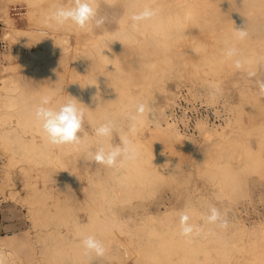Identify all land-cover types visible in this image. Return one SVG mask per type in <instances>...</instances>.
Wrapping results in <instances>:
<instances>
[{
	"label": "bare ground",
	"instance_id": "obj_1",
	"mask_svg": "<svg viewBox=\"0 0 264 264\" xmlns=\"http://www.w3.org/2000/svg\"><path fill=\"white\" fill-rule=\"evenodd\" d=\"M15 1H25L28 10L24 13L26 15L18 16L20 20L12 22L11 28L5 32L4 36L15 39L18 45H8L5 48L7 64L3 69L22 67L25 70L2 76L0 79V87L5 89V92L0 91V99L9 110L3 113L0 119L15 120L12 117H17L21 124L18 127H2L0 138L16 141L18 148L23 149L29 156H39L46 167L42 176L51 178L52 170L61 167L57 160V147L47 143L34 116V109L44 95H50L56 105L71 98H86V114L95 128L102 124L103 117H110L112 113L127 116L130 128L123 129L121 135H126L133 141L139 155L136 160L125 162L114 173L116 183L123 188L126 198L134 196L141 188L154 184L162 178L169 166L182 165L186 162L185 154L188 152L194 153V165H197L198 171L201 170L212 178L220 177L230 194L247 193L246 183L250 170H258L264 174V161L247 159L242 165H232L230 158L234 150L233 144L238 139L241 141L242 135H235L234 131L228 132L226 129L234 120L238 122L239 118L228 117L224 124L217 122L210 125L204 124V120H198V133L194 134L182 131L166 114L173 97V90L170 91L166 86L168 79L177 78L182 81L185 71H188L194 76L213 73L220 80L222 72L236 69V59L242 61L244 69L256 68L257 61L264 51V0H205L202 8L192 2L183 11L174 9L173 13L167 9L168 6L165 8L158 2L155 6H149V1L154 0H124L125 13L118 15V28L97 32L94 36H89L88 41L80 42L72 52L71 62L67 63L68 37L53 35L41 28H32L40 25L56 29L57 25H50L47 21L48 14L57 7L56 0H49L48 4L44 3V0ZM70 3L71 0H68L63 5ZM145 7L157 9L158 14L152 20L133 27V22L131 19L127 20L126 15L137 13ZM37 12L40 14L37 19L31 18ZM3 16L12 21L13 16L9 14L8 7L3 8ZM245 29L248 36L243 40L238 39L235 30ZM89 31L93 32L91 29ZM202 31L212 34L213 39L203 40L198 37ZM39 44L42 46H38ZM229 47L238 50L236 57L226 55ZM130 49L134 51L133 57L128 56ZM60 63L64 64V67L68 66L63 68L71 73V79L63 80L62 71L58 69ZM132 85L139 88L134 90ZM218 85V80L208 84L209 97H213ZM154 86H158V89L165 93V102L152 106L147 94ZM240 95L242 99L238 106H242V100L248 99L249 91L241 89ZM139 102L147 104L152 114L146 112L143 117L133 122L129 117L136 114L135 104ZM133 124L134 132L131 131ZM27 128L35 129L42 140L37 141L35 133L25 135ZM253 129L264 133V123L254 124ZM129 132L133 136H130ZM81 135L84 144H89L94 139L88 129H84ZM199 135L200 138H196ZM243 151V159L249 156L255 158L254 152L247 145H244ZM89 152H92L90 147ZM216 153L225 155L224 161L215 158L208 163V157ZM202 160L206 161L204 167H200ZM88 180L83 198L76 197L75 192L70 190L72 187L67 177L58 181L56 194L31 181L32 191L29 197L34 204L31 214L40 225L39 237L41 240L42 237L45 240L50 238L53 244H44L48 252L41 256L43 264L65 260H69L71 264H107L105 256L119 257L111 252L103 257H96L94 253L85 254L82 247L83 236L93 235L100 240V234L103 237L109 229V224H120L116 215L103 213L102 208L94 202L97 193L108 189L103 177L94 179L90 175ZM0 190L14 194L12 181L1 179ZM63 191L67 192L66 197L58 194ZM81 207L87 211V221H81L79 218ZM180 212L181 209L174 206L160 212L150 211L147 216L142 217L137 228L141 230L149 226L148 231L152 237L149 243L139 247L135 264L233 263L221 245L217 248L222 255L221 259L211 261L209 246L197 245L202 242L197 237L194 238V243V239L181 236L180 231L177 232L176 229H158L154 226L155 221L164 225ZM61 224L67 226L73 236L61 230ZM229 224H233L238 232L255 231L254 228L231 219ZM199 228V232L204 230L202 226ZM76 235L80 238L75 237ZM177 250L182 252L175 259L173 256ZM0 251L8 254V264H14L8 251L2 248ZM200 251H204V258L198 256ZM44 253L42 251L41 255ZM234 264L264 262L237 261Z\"/></svg>",
	"mask_w": 264,
	"mask_h": 264
},
{
	"label": "rangeland",
	"instance_id": "obj_2",
	"mask_svg": "<svg viewBox=\"0 0 264 264\" xmlns=\"http://www.w3.org/2000/svg\"><path fill=\"white\" fill-rule=\"evenodd\" d=\"M67 1L56 0V3L58 6ZM43 2L48 4L49 0H44ZM97 2L99 4L100 15L105 16L107 20L101 28H91L93 32L78 30L71 24L57 26L56 29L40 25L32 28H41L53 35L61 34L67 36L69 54L66 63L68 61L71 62L72 52L79 46L80 42L88 41L89 36H94L97 32H102L106 29H117L119 26L118 18L125 13L124 0H113L112 2L97 0ZM157 2L163 4L162 6L165 8L168 6L167 9L173 13L174 9L183 11L192 2H195L197 7L202 8L205 0H154L149 1L148 5L155 6ZM12 4L24 5L25 11L28 10L25 1L0 0V41L7 42L5 48L8 45L15 47L18 45L15 39L4 36L5 32L11 28V23L20 20L17 17H12L11 21L6 16H3V8L8 7L9 9ZM39 15L37 12L31 18L37 19ZM130 17V14L126 15L127 20H130ZM199 33L198 37L203 40L213 39L212 34L206 31ZM38 46L42 45L39 44ZM128 56H134L133 49H130ZM5 64H7L5 50L0 47V79L2 76H8L16 71L25 70L22 67L3 69ZM69 66L71 67V64ZM63 67L64 64L62 63L58 65V69L62 71L63 80L67 81L72 76L70 72L64 71V68L68 66ZM249 71L256 72V76L249 78L247 75ZM217 78L218 76L213 73L207 76H194L185 71L182 81H178L177 78H171L166 81V86L170 91H174L178 85L181 87L186 86L192 92L194 98L205 103L204 107L207 109L204 108L203 111L208 110L211 118L209 122H203L204 124L210 125L217 122L224 124L228 117L239 118L238 122L234 120V122H231L232 125L226 129L228 132L234 131L235 135L239 133L242 135L241 141L238 139L233 144L234 150L230 158L233 166L242 165L244 160L246 161L247 159L264 161V133H261L258 129H253L254 124L264 123V94L260 93L256 84L257 80H264V51L259 57L255 69L241 68L234 69L233 71H224L220 75V80ZM217 80L219 82L218 89L213 97H209L207 86L208 84L210 85V82L213 83ZM131 87L134 90L139 88L133 85ZM241 89H247L249 95L248 99L242 100V106H238L237 104L242 99L240 95ZM0 91L5 92V89L0 87ZM63 91L65 92V89ZM147 95L152 106L164 101L165 97V93L160 91L158 86H154ZM76 100L85 111L83 132L84 129H88L94 139L89 144L81 143L79 146L67 145L57 147V160L61 163V167H56L52 170L51 178L42 176L46 167L44 162H41L38 158L39 156H36V158L32 154L29 156L23 149L18 148L19 145L16 141L0 138V180L6 181L10 179L12 181V188L14 189V194L5 193L0 190V248L9 252V257H12L14 264H43L41 256L46 255L44 252H48L44 244L53 245L50 238H46L45 240L42 237L41 240V237H39V231H41L40 225L37 223L38 220L31 214L32 206H34L29 197V193L32 191L31 181L40 187H47L46 189L52 190L56 194L58 181L67 177L72 187L70 190L75 192L76 197L83 198L85 196V185L89 183L88 179L90 175L94 179L102 176L106 182L105 184L108 186V189L96 194L94 202L102 208L103 213L116 215L115 217L119 218L117 222L120 223L109 224V229L105 231L103 237H101V234L99 236L100 240H104L102 242L107 249L105 255L109 254V252L119 255V257L104 255L107 264H135L139 256V247L149 243L152 237V234L148 231L149 226L141 230L137 228V225L139 226L142 221V217L147 216L150 211L160 212L174 206L179 207L181 212L188 211L191 217L190 221L200 227H204L202 232H199V234L194 233L190 239L192 240L197 237L202 241L197 242V245L209 246L208 253L211 254L209 258L211 261L221 259L222 255L217 249L221 245L229 254L233 262L232 264L237 261L264 262V174L262 172L258 170H250L248 172L246 194H230L228 187L222 183L220 177L212 178L203 171H198L197 165H194V153L188 152L185 154L186 162H183L182 165L169 166L166 168L162 178L154 184L147 185L141 188L134 196L126 198L123 188L116 183L114 173L117 169L107 168L91 159L89 147L94 152L97 143L94 136L95 127L86 114L85 105L88 104V100L82 96ZM137 104H135V107ZM8 111V107L0 99V116ZM148 113L151 115L152 111L149 109ZM12 118H15V120L11 118L0 119V129L12 125L16 127L20 126L21 123L17 120V117ZM109 120L116 126L111 143H120L121 132L123 129L129 130L130 122L126 115L124 116L120 113H112L107 118L103 117L102 123ZM27 129L28 132L25 135L30 136L31 133H35L36 140H42L41 135L35 129ZM197 131L198 128L193 133H198ZM128 134L133 136L131 132ZM196 138H200V135L196 136ZM199 142H201V139ZM244 145L250 147L255 154V158H250L249 156V158L243 159ZM181 156L184 157L183 155ZM224 156L217 153L213 154L212 157H208L207 162L211 163L215 158L219 161H224ZM205 164L206 161L202 160L200 167H204ZM58 194L66 197L67 192L63 191ZM210 206H215L222 213H226L228 220L240 222L249 228H254L255 231L243 232L240 230L238 232L235 230L233 224H229L227 229H220L218 226L208 223L207 225L204 217L208 214ZM79 218L81 221L88 220L87 211L83 207L79 208ZM154 226L158 229L170 227L179 232V214L174 215L164 225L155 221ZM59 227L61 230L70 233V236H73L68 231L67 226L61 224ZM75 237L80 238L79 235ZM192 241L195 243L196 240ZM42 251L44 254L41 255ZM180 252L182 251L177 250L173 257L176 259ZM198 254L201 258L205 257L204 251H200ZM50 264L71 263L69 260H65L53 261Z\"/></svg>",
	"mask_w": 264,
	"mask_h": 264
},
{
	"label": "clouds",
	"instance_id": "obj_3",
	"mask_svg": "<svg viewBox=\"0 0 264 264\" xmlns=\"http://www.w3.org/2000/svg\"><path fill=\"white\" fill-rule=\"evenodd\" d=\"M158 14V10L151 7H145L143 10L131 15L133 27L145 21L152 20ZM107 18L100 15L99 4L97 0H71L67 6L61 4L47 17L49 24L63 26L71 24L78 30L87 31L91 28H101L106 23ZM238 39H245L248 32L245 30H235ZM228 57H236L238 50L229 47L226 50ZM236 69H241L243 63L240 59L234 61ZM249 78L255 77L256 72L249 71ZM256 84L261 94H264V80H257ZM79 102L71 98L65 103L53 104V98L50 95L42 96L40 103L34 109L35 119L38 121L43 137L47 143L60 146H79L82 143V133L85 120V111L79 106ZM149 107L145 103L136 105V114L130 115L129 119L133 122L143 117ZM116 131V126L112 121L100 124L94 129V136L97 140L95 151L89 155L96 163L104 165L107 168L118 169L127 161H133L138 158V150L133 141L126 135H121L120 143L112 144L111 140ZM135 131V125L131 128ZM191 217L188 211L179 213L180 235L191 237L193 234H199L200 228L190 222ZM208 224L216 225L220 229H227L229 220L227 214L222 213L215 206H210L208 214L204 217ZM85 254H95L96 257H103L106 254V247L102 241L93 235L83 236L81 239ZM0 264H8V254L0 251Z\"/></svg>",
	"mask_w": 264,
	"mask_h": 264
},
{
	"label": "built area",
	"instance_id": "obj_4",
	"mask_svg": "<svg viewBox=\"0 0 264 264\" xmlns=\"http://www.w3.org/2000/svg\"><path fill=\"white\" fill-rule=\"evenodd\" d=\"M8 11L13 17L22 16L25 13V6L12 4ZM0 44V47L5 50L7 42L0 41ZM204 106L205 103L194 98L186 86H177L173 91V97L167 107L166 114L182 131L191 133L196 131L198 120L209 122L211 118L208 110L203 111L204 108L207 109Z\"/></svg>",
	"mask_w": 264,
	"mask_h": 264
}]
</instances>
